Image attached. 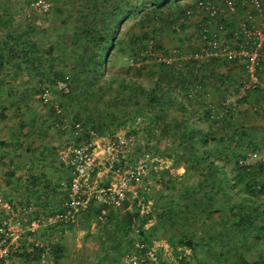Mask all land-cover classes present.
Wrapping results in <instances>:
<instances>
[{
    "label": "trees",
    "instance_id": "1",
    "mask_svg": "<svg viewBox=\"0 0 264 264\" xmlns=\"http://www.w3.org/2000/svg\"><path fill=\"white\" fill-rule=\"evenodd\" d=\"M50 1L51 11L59 19L49 25L61 27L53 45H42L29 22L15 37L9 29L5 32V38L15 41L13 46H20L9 48V56L21 57L30 67L24 73L38 82L30 94H38L43 113L31 105L25 87L17 88L12 103L32 114L26 117L20 112L17 116L18 129L24 137L32 138L25 150L37 148L42 158L52 153L50 142L39 139H44L51 126L62 133L58 122L65 117L63 112L69 111L68 126L80 121L98 134L130 124L128 129L142 139L140 147L153 154L166 150L170 166L183 167L181 173L170 172V166L150 168L159 189L157 200L146 212H138L129 193L128 199L108 208L101 218L97 204L82 211L101 222L97 226L100 249L93 256L121 264L118 261L124 253L145 248L137 243L149 246L153 238L162 237L186 264H264V159L237 163L244 149L259 146L252 119L264 112V105L256 106L263 93L259 88L249 90L228 105L225 114L216 115L221 100L235 90L244 68L240 62L217 57L195 66L197 61L188 56L197 40L198 19L182 21L178 29L173 24L197 0ZM236 10L237 14L219 21L231 28L246 10L254 12L248 2L240 0H236ZM6 20L1 22L3 27ZM170 48L175 50L174 57L165 62ZM65 76L69 83L66 93L54 87L55 81ZM44 84L49 93H55L53 102L61 112L50 99L42 101ZM243 101L249 107L242 108ZM68 180L69 174L65 185ZM27 182L34 187V195L36 186L47 188L50 184L42 173H29ZM137 193L142 194L140 188ZM129 201L131 209L126 208ZM150 219L153 222L145 226ZM61 224H46L40 233ZM20 245L15 255L34 264L39 263L44 250L58 264L64 249L59 239L40 246L21 240ZM184 248L189 249L188 255ZM160 250L156 247L158 256Z\"/></svg>",
    "mask_w": 264,
    "mask_h": 264
},
{
    "label": "built area",
    "instance_id": "2",
    "mask_svg": "<svg viewBox=\"0 0 264 264\" xmlns=\"http://www.w3.org/2000/svg\"><path fill=\"white\" fill-rule=\"evenodd\" d=\"M240 1L242 4L248 2L254 12L251 14L246 10V14L243 13L231 28L225 27L219 19L237 14L236 0H197L193 7L185 9V18H179L173 24L174 28L178 29L180 22H185L189 18L198 19L197 40L194 49L188 54L197 61L195 66L211 57L237 61L243 65L244 76L239 80L235 90L221 100L220 107L216 110L217 116L225 114L228 105L234 104L236 99L255 88H259L263 93L261 102L256 106L264 105V76L260 77L264 69V1ZM32 4L42 9L49 6L47 0H33ZM228 32L229 38L226 37ZM174 54L175 50H170L163 59L170 62ZM54 87L68 92V77L57 79ZM49 89L46 84L42 87L40 97L43 102L49 98ZM53 106L57 112H61L57 103ZM57 127L63 132L58 157L69 171V180L63 185L65 192L60 207L44 217H25L22 228L18 214L27 212L28 208H17L9 198L0 193V264H13L12 257L20 251L23 231L31 236L41 225L55 221L71 222L92 203L99 206L100 218L108 208L120 206L128 199L127 193L130 198L136 200L139 213L148 209L150 201L143 202L142 195L138 194L137 190L146 172L158 165V158L150 150L139 146L135 131L125 126L113 132L98 134L92 128L84 127L80 121H74L68 126L65 117L60 119ZM258 159H264V147L244 149L237 163L244 165ZM144 188H148L147 185ZM131 206L132 203L129 201L126 208L131 209ZM29 240L36 245H43L34 237H29ZM136 245L145 248L139 253L126 254L130 264H160L156 253L158 241L153 239L149 246L143 242ZM167 256L171 264H186L179 260V255ZM51 263L52 255L44 250L39 264Z\"/></svg>",
    "mask_w": 264,
    "mask_h": 264
},
{
    "label": "rangeland",
    "instance_id": "3",
    "mask_svg": "<svg viewBox=\"0 0 264 264\" xmlns=\"http://www.w3.org/2000/svg\"><path fill=\"white\" fill-rule=\"evenodd\" d=\"M17 1L19 3V7L16 13L18 14L17 18L19 23H21L25 27L26 23L29 22L34 26L33 29L35 38L41 41L42 45H45L46 43L47 45H53L55 42V32L58 30V28L61 27L59 25H55V27H51L49 25V23L53 21L57 24V20L59 19L58 15L51 11V1L47 0L49 2V6L46 9H42L36 6L34 7L32 4L33 0ZM129 22L130 20H128L126 23ZM33 29H31V31ZM64 29L65 32L68 31L67 28ZM54 52H56V50H54ZM33 88H36V86H34ZM34 94H36V96L33 97L32 103L34 105H37V109H40L39 111L41 113V102H39L38 100V94ZM48 99H50L52 103H56L53 102L56 101L54 100L55 93L51 90ZM22 113H24V116L26 117L30 115V113L25 110L22 111ZM63 113L65 119H69V111H65ZM12 119H14L15 121L14 117H9L5 122L4 127L7 126L6 131L12 128L16 129V127H14L16 126L14 122H11ZM126 127L130 128L131 125H126ZM122 128H125V126ZM2 130L3 129H1V131ZM47 133L48 134L44 137V139H39V141H43V143L50 142V144L54 147V150L52 151V153H46L45 158L39 156L37 148L31 151L25 150L24 145L28 140L32 139L31 136L24 137V134L18 135V137H21L23 141V148L21 149H19L17 146L14 149V144L0 145V157H2L3 161V163H0V193L4 197L9 198L17 208L21 206H25L28 208L27 212H21L18 214L22 228L25 224V217H44L48 215L50 212L59 207L60 201L63 197V185L66 182V176L68 174V169L60 163L58 157V150L62 145L63 132L59 134L57 133V131H55L54 127L51 126L50 129H48ZM136 135L139 146H141L142 139L138 135V133H136ZM0 136L3 135L0 134ZM155 155L158 158V165L156 166V169H162L164 167L170 166V157L166 150H163L162 152H159ZM182 170V167L180 168L179 165L176 167L170 166L169 168V171L173 173H180ZM29 173H42L43 175L48 177L50 181L49 186L47 188H44L41 185L37 184L39 186H36L35 188L37 191V195H34L32 193L34 187L32 188L31 186H29V182H27L26 177L25 179L23 178L25 174L28 175ZM55 182L61 184L56 187ZM144 185H147L148 188H144ZM53 188H55L56 192H53ZM140 189L142 193L141 200L143 202H147L146 200H149L150 202L148 203V207H151V202L157 200L159 183L155 180V178H153L150 169L143 177ZM152 222L153 219H150L145 224V226ZM99 223L91 216L86 215L85 213H79L75 217V220L71 221L70 223L61 224L59 225V227L54 228L53 230H49L44 234L42 232L40 233V231L45 225H41L38 227L37 232L34 235L28 236L30 238L34 237L43 244L44 242H50L55 239H59L64 249L58 264H112L109 258L102 261L101 259H98L92 262L95 249L100 248V236L97 228ZM133 232L135 231H131L130 233L132 234ZM157 239L158 238H156L155 240ZM156 247L163 248L164 246L157 245ZM184 249L185 253L188 255L189 249ZM126 254L128 253L126 252L123 254L118 263L127 264L128 261L126 258ZM167 255L176 256L179 254H175L173 253V251H170L169 247L163 248V250L161 249L159 253L160 264H171L167 259ZM51 264H55V262L52 261Z\"/></svg>",
    "mask_w": 264,
    "mask_h": 264
},
{
    "label": "crops",
    "instance_id": "4",
    "mask_svg": "<svg viewBox=\"0 0 264 264\" xmlns=\"http://www.w3.org/2000/svg\"><path fill=\"white\" fill-rule=\"evenodd\" d=\"M18 7H19V3L17 0H0V134L3 135V136H0V145L14 144L15 145L14 149L16 148V146L19 149L23 148L22 146L23 141L21 137H18V135L23 134V132L18 129L17 116L20 112L22 113V111L24 110H22V107L16 109L12 104L17 98V88L22 89L25 87L27 89L26 94L30 99V103H32L33 97L36 96V94H30V91L32 90L31 89L32 87L38 84L34 76L32 78H29L28 75L24 73V71L26 69H29L30 67L23 63L21 57H18L17 54H15L13 57L9 56L10 55L9 54L10 52L8 50L9 48L11 47L19 48L20 46H13L15 41H13L11 37L5 38L6 30L9 29L13 34L12 36L15 37L17 36V34H20L21 29H23L24 27L21 23H19L18 18H17L18 14L16 12H17ZM5 19H7L6 20L7 26L3 27L1 25V22L4 21ZM26 31L28 34H31L30 30L26 29ZM45 45H47V43ZM173 49L174 48H170V50H173ZM26 57L28 59H31L32 55L27 54ZM243 76L244 74L242 75V77ZM238 82L236 83V85L238 84ZM9 87H11V89ZM32 106L38 108L37 105L33 104ZM241 107L247 108L249 106L247 105L246 101H243V103L241 104ZM29 113L31 116L32 115L31 112ZM9 117L15 118V121L14 119H12L11 122H14V124L16 125L14 127H16V129L12 128L6 131L7 126L4 127V125ZM252 120H253L252 123L255 127L254 132L256 136V142L259 145L258 147H264V112H261L260 114L255 116ZM1 129L3 130L1 131ZM0 163H3L2 157H0ZM61 164L65 167L63 163ZM179 166L180 168L182 167L181 165ZM32 174H37V173H32ZM25 177L27 178V174H25L23 178L25 179ZM20 239L24 243H26L27 240L31 241L29 240V237L26 231H23L21 233ZM156 241L159 242V245L164 246L163 248H165V246L168 247V244L164 240V238L159 237ZM163 248L161 247L162 250ZM99 249L100 248L95 249L94 252L99 251ZM96 260L98 259H96V257L93 256L92 262ZM12 261L14 264H34V263L23 260V258H20L17 255H14L12 257Z\"/></svg>",
    "mask_w": 264,
    "mask_h": 264
}]
</instances>
